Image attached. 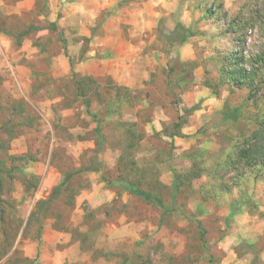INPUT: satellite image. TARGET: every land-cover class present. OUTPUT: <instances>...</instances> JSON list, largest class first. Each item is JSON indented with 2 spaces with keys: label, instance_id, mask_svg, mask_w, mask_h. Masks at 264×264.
I'll return each instance as SVG.
<instances>
[{
  "label": "rangeland",
  "instance_id": "1",
  "mask_svg": "<svg viewBox=\"0 0 264 264\" xmlns=\"http://www.w3.org/2000/svg\"><path fill=\"white\" fill-rule=\"evenodd\" d=\"M184 1L212 29L195 62L165 42L177 13L157 24L130 0H0V264H264V168L238 161L264 121V0ZM238 71L241 86L225 79ZM225 104L238 123L221 121Z\"/></svg>",
  "mask_w": 264,
  "mask_h": 264
},
{
  "label": "trees",
  "instance_id": "2",
  "mask_svg": "<svg viewBox=\"0 0 264 264\" xmlns=\"http://www.w3.org/2000/svg\"><path fill=\"white\" fill-rule=\"evenodd\" d=\"M47 29L51 30L52 32H56V28H55L54 23L49 24ZM47 29L46 28L40 29V28L30 27L22 34V36H26V35L31 34L33 32L44 31ZM191 37H193V33L190 29L185 28L180 23H176L173 31L169 35H165L164 39H165L166 44L169 46H174V45L181 46L187 41V39H189ZM62 43L64 44V41H62ZM64 54L68 58V56L66 54V50H64ZM235 61H236L235 63L238 64L239 61L242 62V58H238ZM68 62H69L71 74H72L73 78L75 79L76 74L73 71L74 62L70 58H68ZM177 71L179 73V77H180L181 81L185 80V77H181L182 74H185L184 73V67L181 64L178 65L177 69H176V67H175V69H171L170 72L177 73ZM245 77H247V76L244 75L243 72L240 73V71H238L236 73L231 72L229 74V77L227 76L225 79L226 80L229 79L236 86H241L243 84V80ZM80 82H82V81L76 82L77 86L81 85ZM84 107L86 108L87 113L89 114V103L87 101H84ZM198 110H199V107L194 106L191 109L186 110L185 115L188 116L191 113L196 112ZM90 116L94 120L93 115H90ZM220 117H221V121L223 123L231 122L233 124H236V123H238V120L240 117V112L238 109H231L225 104L223 106L221 113H220ZM182 118L183 117H179L177 120V123H175L173 125V133L170 136L171 139L184 138V135L182 134L181 129L185 125V122L183 121ZM99 129H100V127L97 124L96 125L97 133H98ZM238 129H239L240 135L242 136L243 130L240 128H238ZM243 139H244V137H243ZM171 147H172V143H171L170 148ZM238 161L244 163L247 167H249L253 170H258V169L264 168V121L261 122L257 126V129L254 132H252V134L250 135L249 138L244 139L242 147L238 151ZM0 170H1V165H0ZM70 178H71V175H67L64 177V179L60 182V184L52 191V193H51L50 197L48 198L46 204L51 203L57 197L59 191L69 182ZM115 185L120 189L121 192H125V193L143 201L144 203L152 205L153 207L157 208L158 210H160L162 212V216L164 214H167V213L176 212L173 209L171 210V209H168L167 207H165L163 205L162 199L156 195L141 191L138 188H136L135 186L130 185V184H126V183L117 182V183H115ZM176 192H177V185H176V179H174V181L172 183V195H171V201L173 204H174V197L176 195ZM201 239H202V234H201ZM40 244H41V240L39 238L37 240V247L38 248L40 247ZM37 260H38V252L36 254L35 259L30 263L35 264V262Z\"/></svg>",
  "mask_w": 264,
  "mask_h": 264
},
{
  "label": "crops",
  "instance_id": "3",
  "mask_svg": "<svg viewBox=\"0 0 264 264\" xmlns=\"http://www.w3.org/2000/svg\"><path fill=\"white\" fill-rule=\"evenodd\" d=\"M116 1L120 5L121 2L123 3L124 0H116ZM130 1L137 4V6L141 5V8L140 7L138 8L136 16H140L143 19H147L145 12L146 10H149L150 12L149 16L154 15L153 18L158 19L157 24L162 23L164 18L170 20L171 17L173 16L176 17L175 16L176 13L180 15L179 19L178 20L176 19V21L171 25H167V22L166 24L164 23V27L168 29V32L167 34L165 32V35H169L173 31L176 23H180L185 28L190 29L193 33V37L187 39V41L183 45H181L183 50L180 52V58H181L180 62H195L196 60L195 49L191 48L194 39L196 42L198 35L205 34L203 32H205V30L207 29H208L207 31L208 34L212 32V29H209L211 27L208 22L209 17H207L203 13L202 6H198L197 4H195L194 7L191 6L189 7L187 1L184 0L183 1L182 0H130ZM149 20L151 21V19ZM155 28H157V26ZM210 55H214V52H211ZM182 58L185 59L187 58V60H183ZM197 71H198L197 75L200 78L201 74L203 73L202 67L198 68ZM208 96L209 93L208 94L205 93L204 95L201 96V98H206ZM211 103L213 102L209 98L204 102V106ZM220 110L221 108H219L218 111ZM209 112L211 113L212 110H210ZM195 113L198 114L200 113V111ZM196 114H195V120H197ZM182 134L185 135V130H182Z\"/></svg>",
  "mask_w": 264,
  "mask_h": 264
}]
</instances>
